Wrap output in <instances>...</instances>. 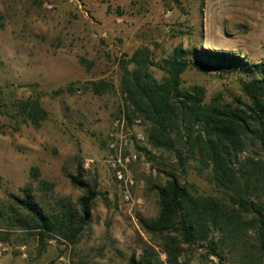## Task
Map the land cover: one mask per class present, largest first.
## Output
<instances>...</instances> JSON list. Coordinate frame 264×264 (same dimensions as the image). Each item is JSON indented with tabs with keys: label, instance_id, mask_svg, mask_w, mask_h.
Instances as JSON below:
<instances>
[{
	"label": "rangeland",
	"instance_id": "374dc122",
	"mask_svg": "<svg viewBox=\"0 0 264 264\" xmlns=\"http://www.w3.org/2000/svg\"><path fill=\"white\" fill-rule=\"evenodd\" d=\"M180 47L234 53L250 64L264 63V0H0V87L8 106L0 116V130L6 131L0 135V213L9 215L1 216L0 243L7 249L0 264H130L134 255L139 258L142 241L150 240L138 217L157 216L156 190L165 183L166 173L176 172L192 192L218 194L210 170L187 148L182 165L177 155L150 147L149 124L141 117L128 121L131 125L142 119L133 127L143 136H134L131 147L135 159L130 169L136 181L132 203L122 200L107 162L109 132L123 105L126 115L128 111L121 61L140 49L147 51L150 71L160 80L164 73L156 63ZM101 80L114 90L94 94L89 83ZM246 80L245 73L191 69L182 75V87L203 86L207 102L218 99L235 107L237 99L248 102L242 86ZM37 97L49 113L40 128L7 114L12 101ZM244 143L237 167L247 159L264 163L260 134L244 136ZM79 163L98 196L76 247L57 239L42 246L36 235L9 226L15 207L9 194L21 195L27 187L46 212L60 209L63 202L77 206L85 191L75 187L69 175ZM260 193L264 195V185ZM6 231L11 234L3 238ZM185 249L184 264H220L200 245ZM225 264H234L230 256Z\"/></svg>",
	"mask_w": 264,
	"mask_h": 264
},
{
	"label": "trees",
	"instance_id": "16d2710c",
	"mask_svg": "<svg viewBox=\"0 0 264 264\" xmlns=\"http://www.w3.org/2000/svg\"><path fill=\"white\" fill-rule=\"evenodd\" d=\"M151 65L152 58L141 49L121 61L128 121L131 123L132 117L143 118L149 124L147 144L177 155L182 165L183 149L187 148L204 169L210 170L218 194L192 192L176 172L166 173L165 183L156 190L157 216L138 217L150 240L142 241L139 258L134 255L130 264H184L185 246L196 245L220 264H225L228 256L234 264H264V195L260 193L264 163L252 159L240 167L235 163L244 149V136L256 132L264 139V63L250 64L234 53L180 47L156 63L164 73L160 80L150 71ZM191 69L222 75L247 74L249 80L242 86L248 102L237 99L235 107L218 99L207 102L203 86L184 89L182 75ZM89 84L96 95L114 90V85L106 80ZM4 97L0 87V116L3 107L8 108ZM11 103L7 114L22 124L40 128L49 118L39 97ZM251 121L258 126L253 128ZM5 133L0 130V135ZM69 178L75 187L85 191L77 206L63 202L60 209L46 212L27 187L21 195L9 194L15 206L10 209L9 226L36 235L42 246L57 239L76 247L89 227L98 193L87 182L82 163L77 164L76 173ZM1 216L9 215L1 212L0 223ZM214 233H218L217 238ZM10 234L4 232L3 238Z\"/></svg>",
	"mask_w": 264,
	"mask_h": 264
},
{
	"label": "built area",
	"instance_id": "2783aa9c",
	"mask_svg": "<svg viewBox=\"0 0 264 264\" xmlns=\"http://www.w3.org/2000/svg\"><path fill=\"white\" fill-rule=\"evenodd\" d=\"M142 119H135L134 124H129L127 120L125 106L121 116L116 119L108 135V160L110 169L113 174L115 183L119 188L121 198L124 203L133 202V190L136 187V181L131 173L130 166L135 157L131 155V147L133 145V137L143 139V136L134 133V127L141 125ZM134 126V127H133ZM93 160H88L91 163ZM87 166H89L87 164ZM7 248L0 243V256Z\"/></svg>",
	"mask_w": 264,
	"mask_h": 264
}]
</instances>
